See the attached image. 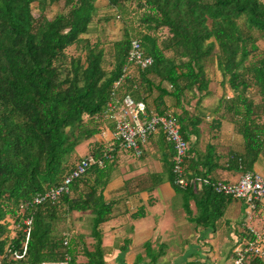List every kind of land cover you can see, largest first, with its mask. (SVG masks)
<instances>
[{"label": "trees", "instance_id": "trees-1", "mask_svg": "<svg viewBox=\"0 0 264 264\" xmlns=\"http://www.w3.org/2000/svg\"><path fill=\"white\" fill-rule=\"evenodd\" d=\"M60 1L61 11L50 18L47 6ZM101 1L0 0V264L61 260L66 234L58 233L55 223L71 212L92 215L94 242L77 250L84 237L70 235L68 264H107L101 230L113 212V204L104 196L110 180L107 159L104 166L94 165L76 178L70 192L58 201H45L23 212L19 206L61 183L77 163L72 162L77 147L99 132V118L123 75L132 39L140 40L154 63L129 71L118 87L120 95L144 101L148 116L154 114L147 105L152 97L158 107L155 113L171 114L189 142L191 128H197L202 117L182 101L188 94L203 98L210 93L208 65L214 61L222 74L223 90L215 112H224L246 142L247 153L237 162L249 170L264 150V50L259 44L264 40V0ZM103 5L122 13L126 5H134L146 30L133 34L124 26L121 38L111 44L110 70L104 66L105 42L99 36L92 41L91 34L121 15L101 14ZM253 89L260 98L258 104L251 95ZM165 97L177 101L181 112H169ZM92 153L102 157L106 151ZM176 188L184 193L190 218L189 200L197 196L193 192L199 190L200 199L206 201L223 196L210 187ZM204 209L201 218L195 219L198 224L221 214ZM28 216L32 225L27 251L23 258H16L14 252H22L26 234L22 228L11 234L7 218L18 223ZM79 255L84 259L79 260Z\"/></svg>", "mask_w": 264, "mask_h": 264}, {"label": "crops", "instance_id": "crops-1", "mask_svg": "<svg viewBox=\"0 0 264 264\" xmlns=\"http://www.w3.org/2000/svg\"><path fill=\"white\" fill-rule=\"evenodd\" d=\"M136 69L140 68L132 70ZM219 73L220 83L222 74ZM211 84L206 97L198 94L191 98L188 94L187 100L182 101L190 112L202 117L197 128H191L187 168L190 174L197 171L213 180L235 183L243 172L236 159L246 155V142L224 112L211 111L218 99ZM164 103L169 112H181L179 103L171 97H165ZM147 105L151 112H158L152 97ZM99 119V132L79 145L74 156L78 162L98 149L111 154L106 163L110 180L104 196L113 204V212L101 225L107 264H233L234 250L248 237L247 226L261 228L264 223V198L253 216L248 217L244 200L223 195L206 201L200 199L202 194L197 190L193 192L196 198L189 200L190 218L185 209L184 193L172 182L174 150L163 132L149 137L144 154L138 158L123 150L115 140V121L104 114ZM249 170L264 176V150ZM206 206L212 215L214 211L221 214L201 219L198 224L196 220L201 218ZM75 213L81 217L87 212ZM70 235L73 236L66 234L67 244L64 241L66 249L61 260L66 253L70 255ZM78 235L83 236L82 233ZM93 242L91 236H86L80 240L77 250ZM149 245L151 254L146 250ZM79 258L84 259L81 255ZM246 264H264V257L249 258Z\"/></svg>", "mask_w": 264, "mask_h": 264}, {"label": "built area", "instance_id": "built-area-1", "mask_svg": "<svg viewBox=\"0 0 264 264\" xmlns=\"http://www.w3.org/2000/svg\"><path fill=\"white\" fill-rule=\"evenodd\" d=\"M154 63V58L146 54L139 39H132L131 46L126 56L123 75L115 82L111 92L110 101L104 110V115L115 121L114 138L119 146L136 157L144 154V145L149 137L156 132L162 131L166 141L172 145L174 153L172 157V182L175 186L187 189L195 186L199 189L210 187L213 192L235 199L244 200L247 204L248 217H252L258 210L264 198V176L242 169L239 180L235 183L221 179H211L209 176L188 175L186 159L188 158L189 142L184 138L180 125L171 114L154 113L147 115L146 103L136 100L130 94L119 95L118 87L124 76L133 67L146 69ZM109 152L98 157L88 154L80 158L74 168L67 174L63 181L52 186L43 193H37L30 199L21 201L19 209L21 212L36 208L45 201H58L64 194L70 192L71 183L87 169L94 165L104 166L106 159L110 158ZM241 161V160H240ZM241 168L242 164L240 165ZM32 217L28 216L17 227L22 228L26 234V241L22 252H14L16 258H23L27 251V242L30 237ZM248 237L242 245L234 250L233 264H246L249 258L264 257V223L261 228L247 226ZM67 244V241H65ZM71 256L66 253L61 261H47L43 264H68Z\"/></svg>", "mask_w": 264, "mask_h": 264}, {"label": "rangeland", "instance_id": "rangeland-1", "mask_svg": "<svg viewBox=\"0 0 264 264\" xmlns=\"http://www.w3.org/2000/svg\"><path fill=\"white\" fill-rule=\"evenodd\" d=\"M103 1L104 0H102L101 2ZM32 5H33V14L37 16L39 11L37 2L35 1ZM62 5H63V1H60L59 3H55V4H49L46 8V13L51 18L56 13L61 11ZM101 11H102L101 14L107 12V14H111L112 16L121 15L119 18L116 17V19H112L107 23L103 22L97 28V31L91 34L92 41H95L97 36H99L101 38V41L105 42L103 44L105 49L104 66L107 70H110L112 68V61H113L111 44L115 40L121 38L124 31V26L128 28L133 34H136L137 31L145 33L146 30L141 24V19H140L141 11L137 10V8H135L134 5H126L125 11L123 13L121 11H118V9L108 8L105 5L101 7ZM156 34L159 37H161L159 33ZM259 44L260 47L264 50V40H260ZM208 68H209V73L211 74L212 77L211 88L215 91L216 94H218V99H215L214 103L212 104V107L210 108L211 111H215L214 109L218 106L221 96L223 94V90L219 85V80L217 79L220 78V73H219L220 71L218 70L216 63L214 61L208 65ZM226 94H230V93L227 91ZM251 95H254L253 98L255 102L258 104V102H260V98L257 95L255 89L252 90ZM72 162L73 164L76 162V156L73 157ZM75 214L77 213L75 212L66 213L65 215H63L62 218L57 220L56 221L57 224L55 223L56 231L64 235L71 233L73 236L82 233L84 238L86 236H90L91 225H92L91 224L92 217L89 215L90 213L87 212L86 215H83L81 217H77ZM7 220L9 221L11 234H14V232L16 233V231L20 229L19 227H17V222H15L12 217H8ZM78 221H80V225H78Z\"/></svg>", "mask_w": 264, "mask_h": 264}]
</instances>
